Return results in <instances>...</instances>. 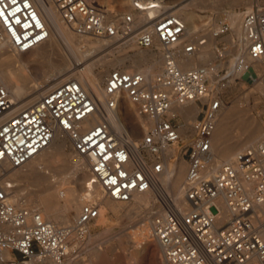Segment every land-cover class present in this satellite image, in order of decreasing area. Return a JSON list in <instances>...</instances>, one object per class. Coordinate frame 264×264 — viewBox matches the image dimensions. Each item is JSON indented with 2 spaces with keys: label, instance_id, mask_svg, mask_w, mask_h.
<instances>
[{
  "label": "built area",
  "instance_id": "obj_1",
  "mask_svg": "<svg viewBox=\"0 0 264 264\" xmlns=\"http://www.w3.org/2000/svg\"><path fill=\"white\" fill-rule=\"evenodd\" d=\"M49 1L74 33L108 40L115 49L128 42L141 49L158 45L164 65L153 77L111 70L101 100L77 80L68 79L20 105L0 84V252L14 255L0 263L64 260L69 228L44 219L23 199L15 200V182L3 181L6 170L25 165L61 133L85 161L87 184L97 185L104 197L118 202L148 192L164 173L169 150L179 146L180 156L178 152L175 159L186 155L184 197L189 208L180 211L165 202L166 213L155 209L149 218L150 238L158 243L165 264H264V141L216 164L212 136L222 104L218 90L224 87L227 69H216L214 62L183 69L177 61V53L189 56L205 47L208 35L228 34L230 24L219 21L217 30L209 26L206 34L185 40L186 24L176 12L183 0H130L127 12L109 9L98 0ZM241 28L244 55L264 64V2L242 12ZM48 36L33 0H0V51L28 52ZM233 51L234 42L215 47L225 65ZM235 64L264 86V70L255 74L243 56H237ZM223 70L225 75H220ZM125 101L136 106L139 115L154 120L136 146L117 136L105 115L109 110L124 115ZM188 102L201 104V117L191 124L192 140L185 145L176 121L181 116L170 111ZM93 117L98 120L86 126ZM98 215L97 203H85L76 218L77 234L87 235L86 226Z\"/></svg>",
  "mask_w": 264,
  "mask_h": 264
},
{
  "label": "bare ground",
  "instance_id": "obj_2",
  "mask_svg": "<svg viewBox=\"0 0 264 264\" xmlns=\"http://www.w3.org/2000/svg\"><path fill=\"white\" fill-rule=\"evenodd\" d=\"M183 1L188 2L180 5L176 12L186 24L185 40L192 39L194 34L197 35L199 32H203V34L207 33L209 20L205 22V17L200 14L201 10L205 11L213 8L224 9L226 11L225 20L231 27V34L228 38V42L231 44L234 42V52L231 55L232 58L228 65L221 62L222 67L225 66L227 73L231 76L239 75L244 68L237 67L235 59L237 56H243L245 57V63L251 67V70L255 74H260L262 70H264V64L253 62L244 55L245 42L241 28L242 14L235 11V8L241 5H250L249 7H251L255 2H261L264 0ZM33 2L47 24L49 30L48 39L43 44L28 52L15 53L9 49H3L0 51V84L8 89L12 99L20 105L31 103L42 94L45 88L55 86L68 79L77 80L88 94L95 95L101 100L103 97L102 83L107 76L103 80H101V77L106 68L110 67L117 68L123 66V70L128 72H142L149 77H153L162 72L164 60L162 50L158 45L157 47L160 49L161 53L159 59H157L155 52L152 51L155 48L141 49L133 42H128L117 49L112 48L108 40L92 39L86 35H78L71 31L62 23L59 14L49 0H33ZM117 2L124 6L123 8H129L126 4V0H117ZM109 9L111 8L109 7ZM214 44L215 37L213 34H210L208 35L207 45L195 54L187 56L181 52L177 53L179 66L183 69L194 68L197 65L192 64L193 59L203 64L209 60L215 59L218 63L221 60L217 58L215 53L216 46H214ZM57 46L61 47L62 54H60L59 59L56 61L53 56L57 52ZM145 50L151 51L144 52ZM104 52L106 54L102 55ZM160 53L158 52V54ZM107 55H111L112 57L106 58ZM161 58L163 63L162 67H159L161 68L160 71L155 74L149 73L152 64H158L159 61H161ZM42 60L48 62L49 68L47 70L41 69L37 64ZM127 61L131 63L132 67L129 68L125 65ZM215 68H213L214 71L212 70L210 72L211 75H214ZM48 71L54 72L56 75L49 77L47 76ZM40 76L44 77L43 86L34 84V81ZM251 81L258 88L260 94L264 95V86L261 85L254 75H251ZM25 91H28L29 94H25ZM124 106L126 112L122 116L116 115V113L111 110L106 111L105 115L113 132L121 139H126L133 146H136L139 140L133 141L130 139L128 137L129 132L136 136L145 133L154 123V120L139 115L136 106L127 101L124 102ZM200 110L201 108L196 103L188 102L183 105H174L170 113L172 114L175 113V111H179L188 119L193 120ZM229 115L230 114L225 111L223 107L217 112L216 126L212 136V148L216 164L232 160L236 153L250 147L253 148L259 142L264 141V129H259L254 140H249L251 141L250 145H245L240 150L233 153V155L225 152V149H218L223 141L225 131L229 129ZM97 120V117H93L87 122L86 126L95 123ZM128 127L131 130H128ZM242 129H244V127H242ZM68 141L69 139L66 136L61 133H56L50 144L25 165L4 172L5 176L3 181L15 182L17 186L14 190L13 198L15 200H22L23 194L25 196L29 191H37L39 193L38 203L36 202V204H34L30 201V203L33 204L31 206L26 202V199H23L25 204L38 210L44 219L51 221L56 225H64L68 227L70 230L69 238H72L77 234L78 230L76 229L75 222L80 208L87 202H95L99 206V215L95 219L96 222L92 227L100 226L101 230L98 233V240L110 242L112 245L121 242L124 238H131L135 241L133 235L125 231V229L119 231L113 229V225L109 223L110 219L108 218V220L106 218L107 216L105 217V214H107L105 211L107 209L105 207L106 204L104 205L101 203V197L104 196L102 195L100 188L95 184H87L89 180V172H87L88 169L86 163L73 150L72 146V152H67ZM254 141L257 142L255 143ZM220 150L221 152H219ZM177 152V147H172L169 150L170 157L177 156ZM170 161L171 160L169 159L165 165L164 173L157 178V181L148 192L137 194L132 198V200H135V204L128 209V218L137 213L139 207L143 205H156L162 209L156 210L159 213H166L169 209L165 202H169L170 206L180 211H185L189 208L184 197V181L186 175L183 177V171L180 168V165H177L176 161ZM98 189L102 196H99ZM52 201L59 202V205L50 207L49 209L44 207L48 202L50 203ZM261 216L262 219H264V213H262ZM224 218H226V214ZM66 221L69 222L67 224H61ZM90 226L91 223L86 226L88 236L91 235ZM143 230L144 233L141 230L136 232V235H140V237L144 239V241L138 242L141 244L142 242L144 243L147 241V238L151 239L150 220L148 221V227L145 226ZM154 242V244L147 243L145 251L150 254L153 264H165L161 257L160 247L156 241ZM69 252L70 248L66 245L64 260L58 263L53 259H49V264H68L69 261L74 260V258L68 256ZM91 255L93 258H91L92 260L90 264H108V260L101 252H99V248L92 250ZM10 258H14L12 252H0V260Z\"/></svg>",
  "mask_w": 264,
  "mask_h": 264
},
{
  "label": "rangeland",
  "instance_id": "obj_3",
  "mask_svg": "<svg viewBox=\"0 0 264 264\" xmlns=\"http://www.w3.org/2000/svg\"><path fill=\"white\" fill-rule=\"evenodd\" d=\"M98 1L104 5L109 6L110 8H112L111 6H114L120 12H127L130 10V0H126V4L127 6H129V8H126V7L123 8L124 6L120 5L117 2V0L116 1L115 0H98ZM187 2L188 1L186 2L183 1L180 5H183ZM261 2H264V1H261ZM249 6L250 5H247V6L241 5L235 8V11L237 13L242 14L243 11L250 8ZM200 14L205 17L204 18L205 22L209 20L208 27L211 26L213 31L217 30L219 21H223L226 19V11L224 9H219V8L207 9L205 11L201 10ZM200 33L203 34V32H199L198 34ZM230 34H231V31L228 34L223 35L219 38L215 37L214 46H216L217 44H221V43H224L225 45L226 44L231 45V43L228 42V38ZM56 48H57V52L54 54L53 58L57 61V59H59L60 57V54H62V50L60 46H57ZM146 51H151V50H145L144 52ZM152 51L155 52L157 59H159L160 57L159 55H161L160 49L156 47ZM158 52L160 54H158ZM104 54L106 53L104 52L102 55ZM111 57H112L111 55L110 56L107 55L106 58H111ZM211 61L215 62L216 68H222L221 61L217 63L215 59L209 60L208 62L204 64L193 59L192 64L193 65H207L209 63H212ZM162 63L163 62L161 58V61H159L158 64H155V65L152 64L151 68L149 69V73L155 74L159 72L161 69L159 67H162ZM37 64L43 70H47L49 68V64L48 62H46V60L39 61ZM125 65L129 68L132 67L131 63L128 61L125 63ZM117 68L123 70L122 69L123 66L122 67L119 66ZM113 69L115 68H111V67L106 68L103 76L101 77L102 78L101 80H103L108 75V73ZM225 72L226 71L223 70L219 74L225 75ZM55 75L56 74L54 72H51V71L47 72V76L49 77H53ZM249 76L250 75L246 72H241L239 75H235V76H231L228 74V76L223 81L224 87L218 90L220 99L222 101L221 107H223L225 111H227L230 114L229 120H228L229 129L225 131V134L223 135V141L221 145L218 147V149L219 148H222L223 150L225 149L224 151L229 153L230 155H233V153L240 150L245 145L247 144L250 145V142L254 140V137L257 134L258 130L264 129V95L260 94L258 88L252 83L251 78ZM43 79L44 77L42 76L38 77L34 81V84L35 85L39 84L40 86H43L44 85ZM26 93L29 94L28 91H25V94ZM198 106L201 108V104H199ZM175 114H178L181 116V118L177 117L176 121L179 124H181L179 131L182 135V142H183L182 144H185V145L189 144L192 140L191 124L195 122L196 119L200 118L201 115L197 114L194 117V119L191 120V119H188L183 113L179 111H175ZM242 127H244V129H242ZM129 129L130 128L128 127V130ZM141 134L143 135L144 133H141ZM141 134L136 136L132 134L131 132H129L128 137L132 139L133 141H138L140 137L142 136ZM254 142L256 143L257 141H254ZM67 144H68L67 152H72V148H71L69 141L67 142ZM176 147L179 152V146H176ZM178 152H177V155H178ZM219 152H221V150ZM179 156H180V152H179ZM175 158L176 156L169 157L171 161L174 160L177 162V165H180V168L183 171V177H184V175H186L185 171H187L186 155L181 156L180 160H176ZM98 194L99 196H102L99 189H98ZM38 195L39 193L37 191H29L25 196L23 194V199H26L27 200L26 202H28V204L32 206L33 204L31 203H34V204H36V202L38 203V199H39ZM101 198H102L101 203L104 205L106 204L105 205L106 209L107 210L109 209L108 212L107 210L105 211L107 213L105 214V217L107 216L106 218L110 219L108 220H109V223L113 225V229L115 231L125 229V231L133 235V239H135V241L132 240L131 238H128V239L124 238L121 242H119L120 244L117 243L118 245L117 244L112 245L110 242H103V240H98L99 238L98 233L100 232L101 229H100V226L92 227V225H94L96 222L94 220V222H92L90 226L91 235L88 236L85 234L78 233L74 237L68 240L67 246L68 248H70V252L68 256L71 258H74V260L69 261L68 264H90L92 260L91 258H93L91 255V251L97 248H99V252H101L105 256V258L108 260V264H153L150 254L147 251H145V246L147 243L154 244L155 242L147 238V241H145L144 243L143 242L142 244L138 243L139 241H144V239H142L140 235H136V232L141 230L144 233L143 229L145 226L148 227V221H149L151 212L154 211L155 209L156 210H159V209L162 210V209L156 205L154 206L143 205L139 207L137 213L131 215V217L128 218L127 211H129L128 209L133 207V205L135 204V200L125 203V202L114 201L106 197H101ZM58 205H59V202L52 201L50 203L48 202L44 207L49 209L50 207H54ZM68 222L69 221H66L61 224H67ZM159 256H160V250H159Z\"/></svg>",
  "mask_w": 264,
  "mask_h": 264
}]
</instances>
